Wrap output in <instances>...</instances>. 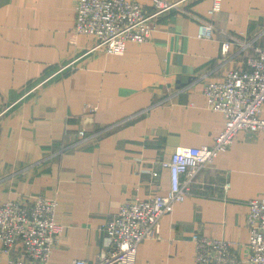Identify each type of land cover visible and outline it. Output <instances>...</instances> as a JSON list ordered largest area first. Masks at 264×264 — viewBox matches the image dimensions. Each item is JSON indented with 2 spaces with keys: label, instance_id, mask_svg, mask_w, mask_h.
<instances>
[{
  "label": "crops",
  "instance_id": "0c3cea01",
  "mask_svg": "<svg viewBox=\"0 0 264 264\" xmlns=\"http://www.w3.org/2000/svg\"><path fill=\"white\" fill-rule=\"evenodd\" d=\"M137 1L152 10V0ZM166 1L177 4L153 17L149 38L116 54L74 32L78 0H0V205L56 199L63 229L50 264L93 262L124 201L168 192L160 162L181 146L211 145L223 128L204 85L252 53L231 44L222 56V42L264 46V0H221L214 13L212 0ZM197 17L214 24L211 37H198ZM251 198H264V131L245 129L159 217L158 236L141 240L135 264H194V232L234 242L241 264H252ZM12 255L24 258L18 247Z\"/></svg>",
  "mask_w": 264,
  "mask_h": 264
},
{
  "label": "built area",
  "instance_id": "2783aa9c",
  "mask_svg": "<svg viewBox=\"0 0 264 264\" xmlns=\"http://www.w3.org/2000/svg\"><path fill=\"white\" fill-rule=\"evenodd\" d=\"M176 2L152 0L146 12L137 0H78L75 6L74 32L92 35L94 47L107 53H122L127 41L142 43L151 32L150 21ZM221 7V0H212L210 12ZM200 38H209L214 24L198 18ZM231 44L249 47L252 53L241 68L230 69L221 81L203 87L206 105L224 114L223 128L211 145L181 146L160 164L170 172V188L166 194L124 201L104 225L105 247L93 262L74 258L70 264H135L141 240L158 236L159 217L169 213L174 203L184 198L188 184L196 172L227 150L240 130L264 131V46L224 40L221 55L226 56ZM82 132V131H81ZM156 170L152 175L156 176ZM228 186V183L225 184ZM57 201L37 195L29 199H9L0 205V251L7 255L6 264H50L53 247L63 226L55 220ZM248 261L264 264V198L248 200ZM194 264H241L233 250L234 242L194 232ZM21 256L14 257V248Z\"/></svg>",
  "mask_w": 264,
  "mask_h": 264
}]
</instances>
